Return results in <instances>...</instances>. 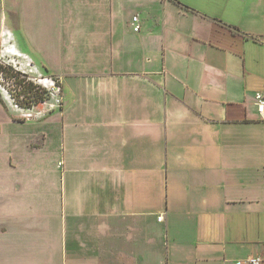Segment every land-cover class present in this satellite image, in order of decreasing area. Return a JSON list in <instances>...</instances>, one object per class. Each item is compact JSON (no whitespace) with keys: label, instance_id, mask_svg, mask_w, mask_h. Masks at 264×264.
<instances>
[{"label":"crops","instance_id":"obj_1","mask_svg":"<svg viewBox=\"0 0 264 264\" xmlns=\"http://www.w3.org/2000/svg\"><path fill=\"white\" fill-rule=\"evenodd\" d=\"M17 1L64 120L52 174L34 135L3 146L19 262L264 264V0Z\"/></svg>","mask_w":264,"mask_h":264},{"label":"rangeland","instance_id":"obj_2","mask_svg":"<svg viewBox=\"0 0 264 264\" xmlns=\"http://www.w3.org/2000/svg\"><path fill=\"white\" fill-rule=\"evenodd\" d=\"M17 2V0H0V176L2 177L6 175L5 168L1 163L4 159L3 146H11L10 142L14 141L18 145L15 150H21V143L31 134L34 137L30 148L33 150L45 142L43 155L46 154L44 158L48 162V164H43L41 167L39 164L36 167L32 166V170L35 174L54 173L55 168L52 163L49 166V160L51 153L62 143V128L60 124H63L64 121L63 115H59L62 104L59 84L47 72L43 71L39 72L43 74L41 77L46 81L42 80L39 82V73H37V70L32 71L36 69L34 64L28 61L25 55L24 58H21L15 54V50L20 52H22L21 49L28 51L21 42L22 33L19 30L17 20ZM27 6L30 8L33 3L27 2ZM19 46H21V49ZM28 64L32 66L28 67ZM37 64L40 66L39 62ZM7 68H10V70ZM11 70L20 75H25L29 82L33 83L38 88V91L44 94L45 101L33 104L30 107L25 104H23V107L15 104L12 98L16 97L11 94H16V87L12 84ZM9 140L10 142H6ZM26 156H28L26 160L29 163L35 159V156L33 158L29 154ZM25 253V246L19 247L17 243H12L2 238L0 227V264H29L23 261L19 262V258Z\"/></svg>","mask_w":264,"mask_h":264},{"label":"trees","instance_id":"obj_3","mask_svg":"<svg viewBox=\"0 0 264 264\" xmlns=\"http://www.w3.org/2000/svg\"><path fill=\"white\" fill-rule=\"evenodd\" d=\"M176 3H178L177 0H172ZM6 68V67H5ZM3 68V70H5ZM10 70V68H7ZM10 77L12 78V84L15 85V95H13L16 98H12L14 103L23 107V104L27 105V107H30L33 104L42 103L45 101L44 94L42 92L38 91V88L29 80L25 75H20L16 72L10 71ZM21 97V98H20Z\"/></svg>","mask_w":264,"mask_h":264},{"label":"built area","instance_id":"obj_4","mask_svg":"<svg viewBox=\"0 0 264 264\" xmlns=\"http://www.w3.org/2000/svg\"><path fill=\"white\" fill-rule=\"evenodd\" d=\"M132 23H133V31L134 32H138L139 29H140V26H139V22H138V17L137 16H134L132 18ZM27 60L30 61L28 58H27ZM30 66H32V65L28 64V67H30ZM32 71H36V69H34ZM39 76H38V78L40 79L39 82H41L42 80L46 81L41 76L40 77ZM254 99H255V103H256V107H257L258 113L261 116H264V95L261 94V93H257V94H255ZM161 220H162V216H159L158 217V221H161ZM237 264H262V259L260 257H252V258H249V259H247L245 261L237 262Z\"/></svg>","mask_w":264,"mask_h":264},{"label":"bare ground","instance_id":"obj_5","mask_svg":"<svg viewBox=\"0 0 264 264\" xmlns=\"http://www.w3.org/2000/svg\"><path fill=\"white\" fill-rule=\"evenodd\" d=\"M15 54L18 55L21 58H24V56H22L21 54H19L16 50H15Z\"/></svg>","mask_w":264,"mask_h":264}]
</instances>
